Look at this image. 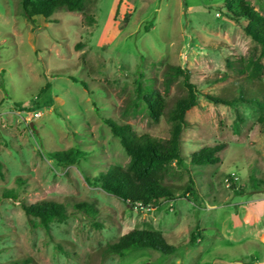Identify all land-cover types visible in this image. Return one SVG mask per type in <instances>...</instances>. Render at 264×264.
<instances>
[{
	"label": "rangeland",
	"instance_id": "374dc122",
	"mask_svg": "<svg viewBox=\"0 0 264 264\" xmlns=\"http://www.w3.org/2000/svg\"><path fill=\"white\" fill-rule=\"evenodd\" d=\"M245 1L264 15V0ZM20 11L19 0H0V263L264 264V129L258 123L264 112L204 96L236 95L243 77L228 65L253 46L242 30L246 21L228 18L223 0H86L80 11L59 9L33 22ZM168 66L187 69L199 91L179 136L184 167L172 164L165 177L173 200L157 209L132 207L94 180L128 160L103 119L167 139V111L186 93L181 77L163 93ZM138 77L164 94L158 121L135 99ZM217 144L223 146L216 162L190 163L192 153ZM70 147L85 153L74 164L48 156ZM189 179L196 200L182 195ZM5 189L17 199L1 197ZM21 201L62 204L67 218L45 231L24 215ZM75 201L98 210L100 228ZM132 229L160 232L175 252L104 254L107 243Z\"/></svg>",
	"mask_w": 264,
	"mask_h": 264
},
{
	"label": "trees",
	"instance_id": "16d2710c",
	"mask_svg": "<svg viewBox=\"0 0 264 264\" xmlns=\"http://www.w3.org/2000/svg\"><path fill=\"white\" fill-rule=\"evenodd\" d=\"M85 2L86 0H19V6L21 15L28 22H33L35 17L50 18L59 9L68 12L80 11ZM223 6L228 18L235 21H239V19L246 21L242 30L250 38L253 46L248 51L247 56L241 57L236 65H228L229 68L243 77V80L236 87V95L230 99L217 95L204 94V96L213 103L232 105L242 102L264 112V86H257V84H261L262 76H264V15L258 13L245 0H223ZM91 18L88 17V20ZM139 76L141 78V74ZM177 77L182 78L181 84L186 93L184 97L177 99L167 111V119L171 123L167 139H156L147 134L139 135L127 123L119 124L110 118L103 119L111 134L118 138L128 160L123 166L109 165L106 169L98 172L94 180L104 193L132 207L157 209L161 202L175 198L173 188L165 182V177L172 164L174 168L184 167V157L180 153L179 136L181 129L187 125L184 114L196 105L197 94L199 93L195 84L189 81L187 69L168 66L164 73V94ZM140 78L134 82L135 99L139 101L151 120L158 121L166 110L164 94L154 88L152 84L143 85ZM81 86L86 88L83 82H81ZM47 87L48 84L41 88L40 92ZM258 123L264 129V113L258 117ZM222 146V144H217L212 147H203L192 153L189 161L192 164L216 162V153ZM84 154L77 148L70 147L63 151L49 153L48 156L61 166H68L76 163V160ZM0 177H3L1 162ZM182 195L189 196L193 200L197 199L198 196L191 179L184 187ZM1 197L16 200L17 194L13 190L5 189ZM73 207L86 215L95 228L101 227V224L95 220L98 210L92 204L85 201H75ZM20 208L28 219L37 218L39 226L45 231L48 230L51 221H64L67 218L65 207L52 201H38L33 204L21 201ZM194 242V235L191 233L189 243L193 244ZM141 248L152 249L163 255L173 254L176 249L158 231L132 229L116 240L107 243L103 252L105 255L121 257L127 251ZM20 262L27 264L30 263V259L13 260L0 264H20Z\"/></svg>",
	"mask_w": 264,
	"mask_h": 264
},
{
	"label": "built area",
	"instance_id": "2783aa9c",
	"mask_svg": "<svg viewBox=\"0 0 264 264\" xmlns=\"http://www.w3.org/2000/svg\"><path fill=\"white\" fill-rule=\"evenodd\" d=\"M228 178H231L233 180L236 179V177L233 174H231L230 177H228ZM226 181H228V179H226Z\"/></svg>",
	"mask_w": 264,
	"mask_h": 264
}]
</instances>
